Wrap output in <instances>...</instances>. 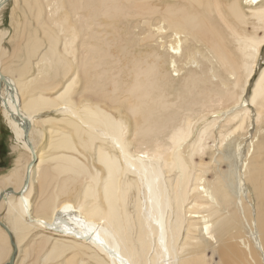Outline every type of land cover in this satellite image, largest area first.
<instances>
[{"label": "bare ground", "instance_id": "bare-ground-1", "mask_svg": "<svg viewBox=\"0 0 264 264\" xmlns=\"http://www.w3.org/2000/svg\"><path fill=\"white\" fill-rule=\"evenodd\" d=\"M10 1L0 0V13ZM155 1L156 4L151 3L154 0H13L24 17V24L19 34L22 38L10 59L0 67L3 86L0 107L17 147L25 153L0 176V214L6 217V221H0L9 228L16 245L14 264L32 228L51 231L61 239L55 241L44 260L59 263L66 258L65 248L75 251L62 264H205L206 250L216 244L223 245L224 264H264V135L252 138L249 146L238 151L237 164L227 166V173H216L213 182H209L210 178L202 176L206 172L202 165H199L201 173H192L196 166L193 158L200 155L201 143L197 141L184 147L194 133L190 118L194 110L187 109L186 127L171 131L170 145L163 143L148 153L131 149L132 138H127L128 125L119 107L129 104L128 113L138 121L132 133L146 138L161 133L159 122L173 123L167 118L168 112L186 102L189 95L198 98L203 107L221 103L228 109L243 100L253 78L252 95L247 102L255 106L258 120L264 122V67L259 69L256 78L259 53L264 46V0ZM30 17L36 24H31ZM118 17L134 22L136 30L145 31L137 42L140 47H153L160 41L166 54L177 55L181 53L179 44L182 43L183 54L178 61L170 59L168 66L177 68L176 72L184 71L183 77L176 80L162 71L161 65L165 64L162 60L166 57L158 54L160 48L134 52L126 48L128 41L122 39L120 44V34L109 38L104 30L122 28L117 25ZM69 20L74 34L69 28L66 32L72 35H63L65 25L70 26ZM57 28L63 29L57 33ZM36 31L41 33V38L35 35ZM158 33L165 37L156 38ZM0 35L2 56L1 44L6 33ZM163 38L171 43H165ZM45 42L49 44L45 47L48 55L43 57ZM203 48L208 56L202 55ZM201 55L207 67L197 60ZM33 58L39 61L42 58L40 64L44 66L38 75L49 76L45 89L56 94L52 100L39 94L38 86L34 87L36 74L29 73ZM150 59L153 61L149 62ZM69 73L74 74L71 79L61 80L70 77ZM30 74L34 76L29 77ZM79 82H82L80 87ZM236 89L241 94H236ZM74 93L80 94L73 100L70 96ZM50 106L61 118H42L45 108ZM245 111L226 118L228 125L233 124L232 132L226 137L244 132ZM38 122L42 128L47 122L56 126L46 129L48 143L44 144L43 152L36 139L44 133L33 129ZM26 126H30L27 135ZM155 130L158 131L154 133ZM207 132L208 129L201 131L200 136H207ZM77 145L92 153L102 170L95 166L91 170L74 156L85 158ZM56 152L60 153L56 155ZM33 155L37 160L29 171ZM24 159L23 166H19ZM50 159L58 163L53 172L67 176L58 187V196L64 197V201L49 196L40 203L36 213L31 198L37 178L43 179L39 167ZM222 160L230 161V157ZM53 172L44 173L46 184L55 179ZM173 172H178L175 184L169 177ZM28 174L29 186L25 189ZM80 180H83L82 190L72 195V201L66 199L70 188ZM191 182L194 187L188 190ZM42 184L45 188L46 184ZM133 190L135 199H131ZM42 191L45 192L42 189L40 196L44 194ZM78 199L80 202L74 203ZM129 206L134 208L133 213L128 211ZM203 216L209 217L212 223L200 225L198 221L204 220ZM185 224L188 231L198 229L214 234V242L210 235H187L177 252V241ZM251 242L257 253L249 250ZM4 245L8 246V264L14 247L0 226V264L5 261ZM239 245L247 247V251H237Z\"/></svg>", "mask_w": 264, "mask_h": 264}, {"label": "rangeland", "instance_id": "rangeland-1", "mask_svg": "<svg viewBox=\"0 0 264 264\" xmlns=\"http://www.w3.org/2000/svg\"><path fill=\"white\" fill-rule=\"evenodd\" d=\"M8 3L4 7V9L2 10V12L0 13V30H1L0 33H4V32L6 33V36H5V38H4V40L2 41V44H1L2 51H3V54H4V55L0 56V58H1L0 59V63H1L0 67L1 68L4 65V62L7 61L8 59H10V57H11V55L13 53L14 47L17 45V43L19 42V40L22 38V37L19 38V36L21 35V30H22L23 24H24L23 23L24 17L22 16L21 11L18 10L19 8L14 6L13 0L10 1L9 4ZM151 3L152 4L153 3L156 4V1L154 0V2H151ZM23 7H26V5H23ZM33 11H35V9H33ZM30 19H31V24H36L35 21L32 20L31 17H30ZM119 20H121V21H119ZM69 24H70V26L65 25L64 32L63 33L61 32V34H63V35H70L71 33L74 34L72 32V30H71V28H73L71 21L69 22ZM124 24H126V26H124ZM128 24H130V26ZM117 25L119 27H122V28L121 29H119V28H117V29L115 28L114 29V28L111 27L109 29H106L107 31L104 30L105 32H107L109 34V38L114 39L115 36H117V34L122 35L123 37L122 36L120 37V35H119V42L122 41V39L125 40V41H128V43L130 41L129 44L126 42L127 45H126L125 41H123L122 43H124L127 46L126 48H129V50L130 49L132 51L135 50L134 52L151 51V49L157 50L158 48H160V49L157 50L158 51V54H160L161 56H164V54H165L164 57H166V58H164V60H162V61H164L163 63H165L164 65H161L162 66V71H166L169 76H173V79H176V80L177 79H181V77H183L182 75L185 74L184 71H182V72H176L174 70H177V68H170L168 66V63L170 62V59L174 58V59H176L178 61L179 58H180L179 56H181L183 54V51L182 50L184 48V45L182 43L179 44V47H180L179 52H181V53L180 54H177V55H174V54H166L164 52V49L160 47L162 45V43L160 41H159L160 43L158 42V44H156L153 47H150V46L140 47L142 45L139 44V43H137V42H138L140 36H143L144 35V32L145 31L143 29L139 28V29L136 30V28H135L136 25L134 24V22L132 23L129 20L127 21L126 19H124V21H123V19H121V17H118L117 18ZM19 28H20V30H19ZM62 29L57 28V33L60 32ZM66 29H69L71 33L70 32L69 33L66 32V31H68ZM99 31L101 32L102 30L99 29ZM104 31H102L101 33H104L105 34ZM121 31H122V33H120ZM37 33L38 34H35V35L38 36V37L40 36V38H41L42 37L41 33L40 32H37ZM140 33H142V34H140ZM75 35H76V33H75ZM110 35H111V37H110ZM259 35H262V33L259 32ZM161 37H165V34H159L158 33L156 38H159L160 39ZM28 38H31V37L27 36V39ZM0 39H1V35H0ZM163 40H166V41H164L165 43H168V44L171 43V41L168 40V39L163 38ZM46 44H47V46L49 45L48 42H45L44 49H43L44 52H45V54L42 55L43 57L45 55H48V53H47L48 52V47H47V50L45 49ZM120 44H121V42H120ZM156 47H158V48H156ZM135 48H137V49H135ZM203 49L204 50L201 51L202 52V55L204 54L203 56L205 57V55L207 54L206 56H208V53L206 52V49L205 48H203ZM202 55L200 56L202 59L200 57H198L199 59L197 58V60L203 62L202 63L203 64L202 65L203 67H207L208 66L207 65V62L203 59ZM42 58L40 59V61L37 60L36 58H33L32 59V63L33 64H31V67H30L31 69H30V72L29 73H31L33 71L31 74H34V75L36 74V78L37 79L33 78V79H35V81H34L33 84H34V87L35 88H37V86H38L39 90L41 91V92H39V94H42L44 97L47 96L48 98H51V97L53 98V97L56 96V94L54 95V94H52V92H47L46 91V89H47L46 88L47 83H46L45 80L48 79L49 76L48 75H46V76H44V75H38V73H39L38 71L39 70H42V68L44 66V65L40 64ZM3 59H4V61H3ZM263 59H264V46H262L261 49H260L259 59H258L257 68H256V74H257L256 75V78H258V71H259V69H261V68L264 67V63H261V60H263ZM151 61H153V59L152 60L151 59L149 60V62H151ZM44 69H45V67H44ZM191 69H195V68H191ZM31 74L29 75V77L30 76L31 77L34 76V75L32 76ZM72 74L73 73H69L70 77H68L66 79L63 78L61 80H65L66 81L67 79H71V77L74 75V74L73 75ZM223 76H225V75H223ZM61 80L59 79V83L60 84H61ZM252 82H254L253 78L249 81V84L247 85V87L245 89V92L243 94V100H241L240 103H238V104H234L233 103L232 106H230V108H228L229 111H228L227 108H224L223 106H221L220 105L221 103H219V104L212 103L213 105L212 104H209V105H205L203 107L198 102V98L194 97L193 95H189V98H188V100L186 102H184L180 106H179V104L176 105V106H174L168 112L167 118L173 120V123L168 124V125H165V124L159 122V125L160 126H162V125H165V126L164 127H160L159 126V128L161 129L160 130L161 133L158 132L155 135H151L152 137L149 136V137H146L145 138L144 136H142V138H139V137H135L133 135V133L135 131V126H136V124H138L136 122H138V121L135 120L136 118L133 119L130 116L131 114L128 113L127 107L129 106V104H128V106H127V104L126 105L123 104L124 106L121 104V106H119V107H120V110L122 109L121 112L124 113V115L122 117H123V120L128 125V136H127V138H129V139L132 138L130 140V143L132 144V145L130 144L131 145V149L134 152H138V151L140 152L141 151V152H148V153L150 152V153H153L157 149V147L161 146L163 143L169 144L168 143V137L170 136L169 134H171V131L174 130V129H176V128H178V127H180V126H182V127H186L187 126V117H184L185 114H188L187 109L188 110H194L195 111L194 114L192 113L190 115L191 116L190 118H191V121H192V124H193L192 125V129H193V132L194 133H193V135L191 136V138L189 139V141L187 142V144L184 147L186 149L187 146L190 145V143L191 144L192 143L195 144L197 141L201 143V146H200V149H199L200 150V155L194 156L195 159L193 158L194 162L196 163V166H194V170L195 171H193L192 173H193V175L194 174L201 173L200 168H199V165H202L201 166L202 170L203 171H206L204 173L202 172V176L206 177L207 179L210 178V181L209 182H213V178L215 177V174L216 173L221 174V175H222V172L221 171H223L224 173H227L228 172V167L227 166L232 165L234 163L237 164L238 159H236L237 158L236 155L242 149H244L247 146H249L248 143L252 140V138L258 137V135L259 136H263L264 135V122L263 121L261 122V121L258 120L257 111H256L255 106L253 104H251L250 102H247L248 98L252 95V87H253L252 86L253 85ZM37 84H39V85H37ZM40 84H42V85H40ZM79 84H81V85H78L79 87L82 86V82L81 83L79 82ZM2 87L3 86L1 85V82H0V98L2 97V95H1V89H2ZM58 90H60V88H58ZM56 93H57V91H56ZM236 94H238V95L241 94V91L239 89H236ZM78 95H76V96H78ZM74 96H75V93H74V95H72V97L70 96V98L74 100V98L76 97V96L75 97ZM173 97L170 98V100L172 102H173ZM52 98H51V100H52ZM53 101H55V100H53ZM195 102H197V104ZM58 103H60V102L58 101ZM183 106H184V108H183ZM50 107H46L45 108V113L42 115V118H46L47 116H50V117L59 116V117H55V118H61V115H59L58 113H54L53 112L54 111L53 110V107H51V108ZM199 109H201V110H199ZM231 109L233 111H230ZM243 110H246L247 111V112L245 111L246 112V115H247L246 116L247 118H246L244 132L237 133V134H233L231 137H226V135L228 133L232 132V130H233V124H229L228 125L226 123V118L229 115H233L234 113L241 112ZM124 111L127 114H125ZM186 111H187V113H186ZM213 112H215V113H213ZM117 117H118V115H117ZM214 118H216V119H214ZM196 122H199V123L197 124ZM55 127L56 126L52 122H47L44 128H42V124H40L39 122L34 125L33 129L37 130L38 132H39V129H40L41 132L44 133L43 137H38L36 139L37 140L36 143L38 144L39 150L40 151L42 150L41 152H43V150H45L44 144L48 143V141L45 140L47 138V136H48V134H46V129H50L51 130L52 128H55ZM205 129H208V131H209V132L206 133L207 136H203V137L200 136L201 131H203ZM156 131H158V130H155L154 133ZM74 138H75V136H74ZM137 139H139V140H137ZM133 141H135V142H133ZM137 142H138V145L136 144ZM77 149L82 154L85 155V158L86 159L84 157L80 156V155H77V154L76 155L73 154V155L76 156L78 159L80 158V160L82 162H85V164L87 165L88 168H90L92 170V167L95 166L97 169H101L102 170L101 166L98 165L96 163L95 159L93 158L92 153L89 154V152L83 150L82 147H80V145H77ZM22 153H25V152L21 148L19 149L17 147V145L15 143V140H14V136L11 133L10 129L8 128V126L6 124V121L4 120V118L2 116V108L0 107V176L6 174L7 173V170H9V168H11L14 164H17V162H15V159L19 155H21ZM59 153L60 152H56L55 154L57 155ZM52 154H53V152L52 153H49V156H51ZM70 154H72V153H70ZM211 155H215L216 157L214 159H212V156ZM227 156L230 157V161H224V160H222L223 157H227ZM25 160L26 159H24L21 162H19V166L20 165L23 166V164L25 163ZM221 161H222V163L223 162H225V163L222 164ZM44 164L40 165V167H39L40 176L43 179L40 180L39 177L37 178V184H36L35 192H34V194L32 195V198H31L32 199L33 212H36V213L38 211V206L40 205V203H43L47 199V197H49V196L59 197L60 198L59 201H64V197L58 196V187L62 184L61 180L63 181L67 176H65V175H62V176L61 175H57V173L53 172L54 166L58 164L55 159H50V160L44 162ZM43 166L44 167L47 166L48 168L46 169V167H45V169L42 170L41 168H43ZM218 169H219V172H217ZM52 172H53V176L55 177V179H53L49 183L51 185L50 186L49 184H46V182L44 181V173H51L52 174ZM177 173L178 172H173V173H171L169 175V177H172L171 179H172V183L174 182L173 184L176 183L175 180H176V177H177ZM42 180H43V182H42ZM41 182L44 183V185L46 184L45 185V188H44V186H43V184ZM82 182H83V180H80L76 185H73L70 188L69 196H67L65 198L66 199H69V200L71 199V201H72V198H71L72 195L75 192H77V191L80 192L82 190V187H83V185H81ZM40 186L42 187L41 190L44 189L45 192H43V191L42 192L45 195L41 193V196H40V191H41L40 190ZM74 186H76V187H74ZM188 186H189V188H188V190H189L191 187H194V184L191 182L190 184H188ZM47 187H49V188L47 189ZM46 192H47V194H46ZM135 192H136L135 190L132 191L131 199H132V197H133V199H135ZM76 202L79 203L80 202V199L74 201V203H76ZM130 202H131V200H130ZM202 202H204V201H202ZM205 203H207V202L205 201ZM185 207L188 209V202H187V205ZM128 211L130 213H133L134 208L131 207V206H129L128 207ZM203 217H205V216H203ZM5 218H6L5 217V214L1 212L0 219L6 221ZM208 218L209 217H205L204 220L201 219V220L198 221V223L200 225H202V226H205L207 224L210 225L212 223V220H210V218H209V220H207ZM202 220H203V222H202ZM182 229H183L182 230V233L180 232V236H179L180 237L179 238L180 240L178 239V241H177L178 242L177 243V249H176L177 252H180V249H181V246H182L183 242L184 243L186 242L185 239H186V236L187 235H191V237H193L195 235L196 236H200V237H202V236L209 237V235H210L211 242H214V234L211 236V233H209V232H208L209 234H207L206 232L205 233L204 232L202 233V231H199L198 229H191V230L188 231V226L186 224L184 225V227ZM195 232H197V233H195ZM198 232H199V234H198ZM176 237H177V235H176ZM212 237H213V239H212ZM47 239H49V240H47ZM57 239L61 240L58 236H56L55 234H53L51 231H45L43 229L32 228L29 231V233L27 234V237L25 238V240L22 242V247H21L22 250H21V252H20V254L18 256V258H19L18 260L19 261L17 260L16 264L18 262H19V264H45V263L46 264H50V263L51 264H53V263L56 264L57 261H54V260L53 261L44 260L43 257L46 254H48L49 251L53 248V245L55 244V241ZM42 242H47V243H45L47 245H45ZM64 242H67V241H64ZM4 246H6V245H4ZM6 247H7V249H6ZM6 247H3V249H5V256H4V258H5L4 259L5 260L4 261L5 264H6L7 258H8V256L6 255L7 254V250H8V246H6ZM222 248H223V245L222 244H216L213 247H211L210 249L206 250V252H205L206 254L204 255V259H205L206 262H204V263L205 264H224V260H226V257H225L224 253L221 250ZM255 248L256 247H254L253 246V243H252V246L249 248V250L251 252L252 251H256ZM65 249H66V253H65L64 257L69 258L72 255H74V252H75L74 250H69L68 248H65ZM37 250H39V251H37ZM237 251H239V252H246L247 251V247H244V246L239 245L237 247ZM256 253H257V251H256ZM151 254H154L155 255V253L153 251H151ZM151 254H150V256H153ZM258 256L261 258V260L263 259L262 256H260V255H258ZM66 258L60 259L61 261H58L59 263H57V264H62V261H64ZM78 258H79V256H78ZM88 260L85 259L86 262L91 263V261L89 260L90 261L89 262ZM258 261H259V258H258ZM91 264H93V263H91Z\"/></svg>", "mask_w": 264, "mask_h": 264}, {"label": "water", "instance_id": "water-1", "mask_svg": "<svg viewBox=\"0 0 264 264\" xmlns=\"http://www.w3.org/2000/svg\"><path fill=\"white\" fill-rule=\"evenodd\" d=\"M2 81H3V78H2ZM29 128H30V126H26V129H25V133H26V135L28 134V129H29ZM30 149L33 150V146H32V145H30ZM36 160H37L36 156L33 155V157H32V162L30 163V165H29V167H28V170H29V171H30V169L35 165ZM29 177H30V176H29V174H28V177H27L26 182H25V185H24V188H25V189H27L28 186H29ZM10 191H11V190H10ZM12 193H13V191H12ZM1 197L3 198V197H4V194H2ZM0 226H1V227L6 231V233L8 234L9 239H10V243H11V245L14 247V253H13L11 259H10V262L8 263V264H14V259H15V257H16V250H17V249H16V245H15V243H14V241H13L12 233H11V231L9 230V228H8L4 223H2L1 221H0Z\"/></svg>", "mask_w": 264, "mask_h": 264}, {"label": "crops", "instance_id": "crops-1", "mask_svg": "<svg viewBox=\"0 0 264 264\" xmlns=\"http://www.w3.org/2000/svg\"><path fill=\"white\" fill-rule=\"evenodd\" d=\"M5 160V159H4Z\"/></svg>", "mask_w": 264, "mask_h": 264}]
</instances>
